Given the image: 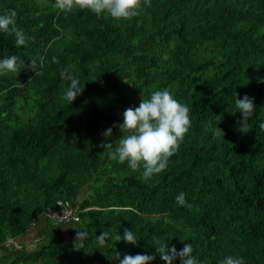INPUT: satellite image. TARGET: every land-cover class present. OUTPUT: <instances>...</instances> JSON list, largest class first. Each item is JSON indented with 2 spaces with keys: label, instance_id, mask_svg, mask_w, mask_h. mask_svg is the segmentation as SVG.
Segmentation results:
<instances>
[{
  "label": "trees",
  "instance_id": "16d2710c",
  "mask_svg": "<svg viewBox=\"0 0 264 264\" xmlns=\"http://www.w3.org/2000/svg\"><path fill=\"white\" fill-rule=\"evenodd\" d=\"M55 3L0 0V14L14 10L35 38L16 47L0 32V60L36 61L0 76V264H118L117 252L165 264L159 240L177 251L191 243L198 264H264V0H141L140 14L121 21ZM63 69L83 88L71 104ZM164 89L189 108L190 126L166 169L145 181L142 167L99 145L108 128L115 144L125 110ZM235 92L254 97L246 133ZM180 192L191 208L178 205ZM67 206L78 220L43 216ZM124 229L139 246L116 241ZM103 230L111 239L98 247ZM76 231L90 234L80 250Z\"/></svg>",
  "mask_w": 264,
  "mask_h": 264
},
{
  "label": "clouds",
  "instance_id": "9594fccd",
  "mask_svg": "<svg viewBox=\"0 0 264 264\" xmlns=\"http://www.w3.org/2000/svg\"><path fill=\"white\" fill-rule=\"evenodd\" d=\"M54 7L61 12H71L74 8L89 10L100 16L102 13L111 18L121 21L128 20L140 14L141 0H56ZM144 7H150V0H145ZM17 13L14 10L0 14V32L14 36L16 47L27 46L30 39L34 37L26 35L23 29L16 23ZM53 62L58 63L55 57ZM36 64L35 59L30 64L25 63V59L18 55H11L0 60V76L9 73L16 76L22 70H33ZM61 78L70 81L64 94L70 104L82 93L83 88L80 82L67 69L61 70ZM259 83H264V78H258ZM235 111H238L240 118L237 120L238 131L246 133L249 121L256 113L254 97L244 95L238 98L235 92ZM124 122L113 125L118 127L122 133L115 144L108 142L107 138L113 135L112 128L105 130L102 135L106 138L99 147L103 149L100 154L107 155L112 160H117L123 164L128 162L132 170L143 168L142 177L145 181L153 178L154 174L162 173L169 162V158L179 149L180 142L189 130V108L182 105L166 89L154 91L149 99L141 100L139 107L128 108L123 113ZM259 127L264 130V122ZM222 130L218 127L213 129V134L218 135ZM179 206L191 208L190 203H186L185 193L180 192L176 196ZM90 238V234L84 231H76L74 248L83 249L84 241ZM111 239V232L103 230L100 235H95L98 247L105 246ZM116 241L123 240L128 244L138 245V239L134 232L124 229L123 235L115 237ZM184 241V240H182ZM156 253L165 264H173L179 258L181 264H198L197 259L192 255L193 248L191 243H184V247L177 251L173 245L169 247L167 240L157 241ZM118 264H152L156 259L155 255L136 254L135 256L125 254L123 259L120 253H114ZM220 264H244L242 258L226 256Z\"/></svg>",
  "mask_w": 264,
  "mask_h": 264
},
{
  "label": "built area",
  "instance_id": "2783aa9c",
  "mask_svg": "<svg viewBox=\"0 0 264 264\" xmlns=\"http://www.w3.org/2000/svg\"><path fill=\"white\" fill-rule=\"evenodd\" d=\"M43 216L48 218L51 223L55 225L69 219L74 221L78 220L75 210L68 206L57 210H48Z\"/></svg>",
  "mask_w": 264,
  "mask_h": 264
},
{
  "label": "crops",
  "instance_id": "0c3cea01",
  "mask_svg": "<svg viewBox=\"0 0 264 264\" xmlns=\"http://www.w3.org/2000/svg\"><path fill=\"white\" fill-rule=\"evenodd\" d=\"M49 223L51 224V221H49ZM33 232L28 236V238L32 237Z\"/></svg>",
  "mask_w": 264,
  "mask_h": 264
}]
</instances>
